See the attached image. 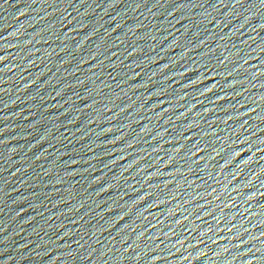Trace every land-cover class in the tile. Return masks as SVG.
<instances>
[{
    "label": "water",
    "instance_id": "1",
    "mask_svg": "<svg viewBox=\"0 0 264 264\" xmlns=\"http://www.w3.org/2000/svg\"><path fill=\"white\" fill-rule=\"evenodd\" d=\"M0 4V264H264L261 0Z\"/></svg>",
    "mask_w": 264,
    "mask_h": 264
},
{
    "label": "snow or ice",
    "instance_id": "2",
    "mask_svg": "<svg viewBox=\"0 0 264 264\" xmlns=\"http://www.w3.org/2000/svg\"><path fill=\"white\" fill-rule=\"evenodd\" d=\"M8 2V0H3V3H7ZM261 3H264V0H261ZM3 6V4H0V7H2ZM261 27H264V25H261ZM6 59V56H0V61H4ZM165 68H167V67H169V65H165L164 66ZM0 71H3V69H0ZM181 75H183V73H181ZM191 83H193V84H195L193 81L191 82ZM213 87H215V84L213 85ZM213 90V88H206L205 89V93H208V92H211ZM157 95H158V93H157ZM151 97H149V99H150ZM156 106H158V105H154V107H156ZM193 127V125L192 124H189L188 125V128L190 129V128H192ZM107 131H112V129H107ZM212 135H215V132L213 131V133H211ZM205 135H208L207 133L205 134ZM118 139H122V137H120V138H118ZM190 139H192V137H187L186 138V140H190ZM116 141H112V143H115ZM244 141H241L240 143H243ZM261 143H264V141H262ZM193 148L195 149V151L194 152H191V155H193V156H195V155H197V153H200V152H204L205 150H206V146L205 147H200V145H199V143H197V144H194L193 145ZM182 151H188V149H187V144L185 143V144H183V145H180L179 147H177L176 149H175V153H180V152H182ZM257 151H262V152H264V148H258L257 149ZM218 154V153H217ZM241 155V152H239V151H237L236 153H234V156H233V159H235L236 157H238V156H240ZM215 157H213V159H214ZM175 159V156H172V157H170L169 158V160L167 161V163L168 164H172L173 163V160ZM201 159H203V157H201ZM250 162V160H246V161H244V163L245 164H247V163H249ZM197 163H199V161H197ZM227 165H225V167H226ZM205 167H207V165H205ZM177 171H179V170H177ZM191 171V169H189V172ZM261 171V173H264V169H261L260 170ZM156 174V173H155ZM109 188L111 187V185H109L108 186ZM245 187H248V185H245ZM103 190H107V189H102V191ZM259 195H264V193H260ZM251 198V196H249V200H251L250 199ZM144 199H146V197H144V196H141L140 197V200H144ZM217 199H218V197H217ZM233 205H229V204H225L224 205V207L226 208V207H232ZM121 219H122V217H121ZM185 219H187V217H185ZM177 223H179V221L177 222ZM209 231H211V229H209ZM229 231H231V229H229ZM174 234V233H173ZM65 235H68V233H65ZM141 235H143V233H141ZM261 235H264V233H262ZM181 243H183V241H181ZM199 255H204V253H200ZM160 259V257H154L153 258V264H155V261L156 260H159ZM185 259H187V258H185ZM252 260H249V262H251Z\"/></svg>",
    "mask_w": 264,
    "mask_h": 264
}]
</instances>
